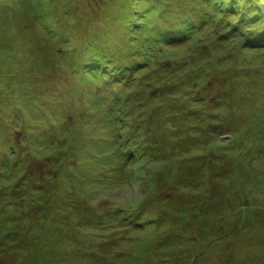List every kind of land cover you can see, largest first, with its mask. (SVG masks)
<instances>
[{"label":"clouds","instance_id":"9594fccd","mask_svg":"<svg viewBox=\"0 0 264 264\" xmlns=\"http://www.w3.org/2000/svg\"><path fill=\"white\" fill-rule=\"evenodd\" d=\"M0 264H264V0H0Z\"/></svg>","mask_w":264,"mask_h":264}]
</instances>
